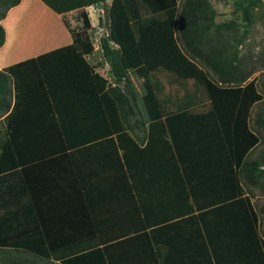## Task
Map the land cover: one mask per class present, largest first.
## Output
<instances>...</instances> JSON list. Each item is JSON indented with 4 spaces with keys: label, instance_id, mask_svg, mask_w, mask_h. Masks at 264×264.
Here are the masks:
<instances>
[{
    "label": "trees",
    "instance_id": "1",
    "mask_svg": "<svg viewBox=\"0 0 264 264\" xmlns=\"http://www.w3.org/2000/svg\"><path fill=\"white\" fill-rule=\"evenodd\" d=\"M18 1L0 0V18L8 7ZM41 1L56 13L80 8V20L87 29L90 23L83 7L99 0ZM255 3L256 0H233L235 9L241 14L242 21L238 24L232 19L216 21L211 0H111L104 10L106 33L99 38V46L102 57L108 64L109 73L113 76V84L106 82V78L95 71L85 59L84 54L92 51L87 32L69 31V43L1 67L0 115L7 112L5 121L12 124L16 120V116H12L14 112H18L22 101L30 99L38 107L46 104V111L53 117L52 122L57 134L50 137L51 139L46 136L24 138L13 133L0 137V154L4 153L0 155V174H15L14 182H11L14 188L20 181L18 169L7 171L14 168V164L23 166L50 155H58L82 139L94 140L106 134H114L122 148L129 174L136 169L140 158L147 157L161 166V158L166 152L174 163V176L181 178L176 155L183 154L186 141L180 135L177 139L176 136H171V139L168 137L163 122V114L167 111L165 100L156 95L160 85L147 78L158 66L173 71V68L167 65L171 59L175 73L180 77L190 78L194 85L190 91L184 89L182 100L171 103L172 107L176 110L191 108L193 104L190 103V95L195 93L197 98L204 97V93L210 102L207 110L200 111L192 118V122L200 125L199 133L205 136L206 140L201 137L199 142H191L189 145L197 149L199 143L201 152L204 148L208 152L211 146H220L221 150L217 149L218 152L210 162L201 160L199 167L201 171H208L205 179L207 182L224 187L223 198H226V201L231 200L227 204H232L234 199V203L236 199L245 202L248 218L243 219L252 231L254 230V239L257 241L256 255L262 257L264 263V238L259 235L255 215L249 211V195L239 196L237 186L240 179L241 184L247 188H264V146L252 155L254 147L263 137L260 130L264 127V97L256 86V75L252 74L257 65L250 61L248 52L239 50V45L251 29ZM33 20L32 13L28 19L29 28H32L29 30L30 35L38 34L34 30L37 27ZM63 23L66 25V22ZM43 26L48 29V26ZM3 38L4 31L0 24V45ZM23 51L24 47L21 52L19 49L16 53ZM158 57L163 61L159 62ZM260 60L264 66V56ZM184 66L190 72L183 71ZM200 66L207 68L211 75L204 72ZM129 69L142 76L143 91L138 97L129 81ZM120 80H123L125 91L118 85ZM198 83H201L203 88ZM81 100L84 101L78 104ZM255 103L256 111L248 122L249 110ZM89 110L101 115L89 121L94 127V133L74 140L69 131L74 128V122H88L86 117ZM133 114H137L133 123L143 124L146 121L147 134L142 146L137 144L129 131L132 124L128 122V116ZM77 115L80 116L79 119L76 118ZM42 120L47 127V116ZM49 139L53 140L54 145L42 143ZM128 157L133 165H130V161L128 163ZM214 157H218L217 161ZM201 177L204 175L201 174ZM228 182L226 189L224 184ZM195 189L192 185L190 188L186 186L182 194V197L189 194L192 196L193 204L186 206L188 210L202 206L194 199ZM223 201L225 202V199ZM15 203L18 207L9 211V215L0 216V236L6 235L9 239L6 242L13 244L10 247L0 246V264H27V260L31 262L33 259L50 258L58 259L61 264H95L93 258L96 251L105 258L104 264H114L111 257L113 251L108 245L77 254L73 253L80 249L70 247L52 249V254H49L50 249L26 247V244L35 241L24 230L28 220H31L29 214L33 209L27 211L29 202L25 205L23 201L15 200ZM258 209L264 212V202ZM8 221L12 222L10 226H7ZM40 249H45V252Z\"/></svg>",
    "mask_w": 264,
    "mask_h": 264
},
{
    "label": "crops",
    "instance_id": "2",
    "mask_svg": "<svg viewBox=\"0 0 264 264\" xmlns=\"http://www.w3.org/2000/svg\"><path fill=\"white\" fill-rule=\"evenodd\" d=\"M36 1L44 9L50 10L41 0ZM110 1L99 0L83 7L90 23L87 32L94 22L90 10L95 9L98 16L101 12L105 16L104 10ZM23 4L24 1L19 0L8 7L0 18L4 31L0 45V68L56 47L49 46L52 41L61 40L62 44L71 41V34L63 24L64 32L56 36L54 32H50V40L41 44V47H32L22 53L9 49V40L14 30L11 19ZM79 9L74 8L63 13L79 12ZM101 20L98 17V23ZM47 30L49 32V27ZM92 53L93 48L90 53L84 54V57L99 73L103 62H107L103 59L101 64L98 57H91ZM106 82L113 84L110 79H106ZM118 85L125 91L123 80H120ZM191 85L192 87L186 90H192V81ZM131 86L137 97L141 95L142 91L134 88L132 83ZM183 90L181 89L180 94L171 91L170 97L166 92L164 100L167 111L163 114L168 137L171 139V136H176L177 139L180 135L186 141L183 154L177 156L175 153L181 176L179 179L174 176V163L166 152L161 158V166L147 157L140 158L136 169L129 174L122 148L114 134H106L94 140L82 139L58 155H50L23 166L14 164V168L7 169L8 172L18 169L17 175L20 179L12 188L11 182H14L16 176L13 173L7 175L9 198L23 201L25 205L29 202L26 207L28 212L30 208L33 209L29 214L31 220L27 218L24 230L35 241L25 246L45 249L77 248L80 250L73 253L77 254L108 245L113 251L111 257L114 264H264L263 258L256 255L257 241L254 239V230L252 231L244 221L248 218V211L220 207L228 203L223 201L226 199L223 198L224 187L205 180L208 171H201L199 162H210L221 147L211 146L208 152L206 148L201 152L199 143L197 149L189 145L191 142H199L201 137L206 140V137L199 133L200 125L192 122V118L202 111L206 99L197 98L196 93L192 94L190 103L193 106L176 110L171 103L182 100ZM35 104L30 99L22 101L18 112L15 111L12 115L16 116L12 124L4 119L7 112L0 115V137L11 133L24 138L56 136L53 117H50V112L47 113L46 104L40 107ZM169 108H172V111L168 112ZM46 116L47 127L42 120ZM97 116L101 115L89 110L87 123H73L74 128L69 133L74 140L94 133V127L89 121H93ZM76 118L79 119L80 116L77 115ZM129 131L137 144L142 146L147 134L146 121L143 124L134 123ZM50 139L42 143L54 145ZM217 159L218 157H214L215 161ZM129 161L130 165H133L128 157V163ZM177 162L175 159L176 164ZM201 174L204 175L203 179ZM191 185L196 188L194 199L202 206L188 210L186 206L193 204L192 196L189 194L182 197V194L186 186L190 188ZM214 205L219 207H212ZM8 212L4 211L2 215H9ZM10 223L12 224L8 221L7 226H10ZM0 239V246H13L6 242L9 240L6 235ZM97 252L93 258L95 264H104L105 258ZM39 262L61 264L56 258L39 259Z\"/></svg>",
    "mask_w": 264,
    "mask_h": 264
},
{
    "label": "rangeland",
    "instance_id": "3",
    "mask_svg": "<svg viewBox=\"0 0 264 264\" xmlns=\"http://www.w3.org/2000/svg\"><path fill=\"white\" fill-rule=\"evenodd\" d=\"M24 4L20 6L17 10V14L11 19L13 33L11 34V38L9 40V49L14 50L16 52H21V49L24 47L25 51L32 47H41V44H46L49 38L50 32H54L55 36L59 35L60 33L64 32L65 27L68 31H78L80 33H86L88 29L83 27L79 13L76 11H70L63 14H57L56 12L44 9L36 0H23ZM106 4V2H104ZM213 7L215 8V20H227L232 19L235 22H241V14L240 11L235 9L233 5V0H211ZM33 13L34 17V25L37 27L34 28L35 32L38 34L30 35L29 30L31 31L32 28H29L28 19L30 15ZM98 12L95 9L92 11L90 10V16L93 22V26L91 27L90 31L87 32L89 34L90 42L93 48V53L91 54L92 58L98 57L101 61L103 60L100 46H99V38L104 34V20L105 16L101 14L98 16ZM98 17L102 20L98 23ZM66 22V25L62 22ZM251 29L247 32L246 38L241 42L239 45V50L243 52H248L251 57V62L253 61L254 64L257 65L256 70L252 73L256 75V86L262 92L264 97V66L261 65L262 61L260 60L262 56H264V0H256V3L252 9V16H251ZM238 23V24H239ZM65 27H64V25ZM45 26L49 27V32ZM73 25V26H72ZM103 27V29H102ZM66 31V30H65ZM34 33V32H33ZM70 33V32H69ZM52 46H59L63 43L61 40H55L51 42ZM260 56V58H259ZM159 62H162L161 57ZM169 66L173 68V71L170 69H165L162 66H158L157 70L150 72V75L147 77L148 79L151 78L152 82L158 83L160 88H158L156 95L158 98L163 100L166 97V92L169 93V97L171 95V91H174L176 94L181 93V89H190L191 79L187 77H180L175 73V69L172 65L171 59L167 62ZM102 69H100L99 74L106 79H110L113 81V76L109 73L108 65L103 62L101 65ZM201 67V66H200ZM201 69L206 72L208 75H211V72L205 68L201 67ZM206 71H205V70ZM183 71L190 70L187 67L182 68ZM129 81H131L134 88L139 91H143V84H142V77L136 75L132 69L127 71ZM120 84V83H119ZM199 84V83H198ZM201 88L203 85L199 84ZM206 99L204 107L202 110H207L210 107V102L208 96H205ZM257 103L253 104L249 110L248 114V122H250L251 118L254 116L256 111ZM172 109V108H169ZM137 114L129 115L128 122L134 125L133 121L136 119ZM263 118H264V109H263ZM260 134H263V137L260 139V142L256 144L253 149L252 155H254L258 149L264 146V127L260 130ZM31 138V137H30ZM33 138V137H32ZM4 153L1 152L0 155ZM220 164V163H219ZM229 174V172H228ZM204 177H201L203 179ZM225 188L228 189L229 182L224 184ZM237 186H239V196L249 195L248 202H249V211L253 212L255 215V220L257 223L258 230L260 232L262 238H264V212H260L258 207L259 205L264 202V188H260L259 186H249L248 188L241 184L240 179L237 182ZM237 189V187H235ZM250 189V192H248ZM8 185H7V174H0V215L4 213V211H12L15 207H18V204L15 203L14 200L10 199L7 193ZM233 190L235 191L234 187ZM235 200V199H234ZM234 200L232 204L220 205V207H231L240 209H246L245 202L243 200L236 199L235 203ZM226 201V199H225ZM231 200L227 201L230 202ZM199 202V201H197ZM18 236V234L16 235ZM1 237V236H0ZM41 251L45 252V249H40ZM47 250V249H46ZM53 250L50 249L49 254H52ZM76 257V256H75ZM77 258V257H76ZM9 260V259H8ZM27 264H47L46 262H39L38 259H33L31 262ZM6 264H9L7 262Z\"/></svg>",
    "mask_w": 264,
    "mask_h": 264
}]
</instances>
